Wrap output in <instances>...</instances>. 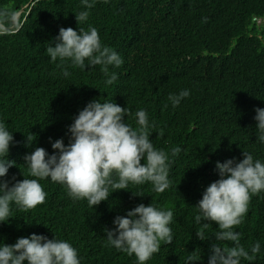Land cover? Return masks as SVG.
<instances>
[{"label": "trees", "instance_id": "16d2710c", "mask_svg": "<svg viewBox=\"0 0 264 264\" xmlns=\"http://www.w3.org/2000/svg\"><path fill=\"white\" fill-rule=\"evenodd\" d=\"M80 10V0H0V12L10 13L0 15V121L14 141L7 154L14 166L5 179L30 178L24 154L33 147L51 154L49 138L67 144L77 112L89 100L107 99L129 109L124 119L133 128L135 111H146L154 147L181 148L169 166V188L157 193L148 182L129 184L91 207L69 198L63 185L40 180L43 203L27 210L11 205L0 242L35 233L69 242L80 264H137L134 255L107 245L103 229L113 227L116 215L151 203L172 208L173 240L161 243L145 264H184L189 253L194 264H207L216 225L195 224L193 206L217 179L214 163L238 161L243 151L264 161L252 119L255 108H264V0H95L85 22L75 21ZM89 25L122 58L119 67L109 66L117 74L111 85L104 84L99 65L81 70L65 61L69 75L62 76L59 61L50 62L45 51L58 28ZM185 88L188 97L173 108L168 94ZM234 230L246 249L254 241L261 245L254 259L240 264H264V192L250 196ZM198 231L209 238L197 239Z\"/></svg>", "mask_w": 264, "mask_h": 264}, {"label": "clouds", "instance_id": "9594fccd", "mask_svg": "<svg viewBox=\"0 0 264 264\" xmlns=\"http://www.w3.org/2000/svg\"><path fill=\"white\" fill-rule=\"evenodd\" d=\"M94 3L95 0H80L83 10L74 15L75 21L85 22ZM0 15L10 13L3 11ZM253 19L257 23L261 21ZM45 51L50 62L59 61L57 67L61 68L64 77L69 75L62 67L65 61L81 70L86 65H99L105 76V85H111L117 79V74L110 72L109 66L117 68L123 62L119 53L101 43L97 29L91 25L86 30L58 28ZM224 52L229 54L228 47ZM188 95L189 90L185 88L169 93L167 99L174 108ZM253 111L255 139L264 144V108ZM128 113L127 107L122 108L112 100H89L67 126V144L60 138L54 141L49 138L51 154L42 147H33L24 154L23 164L30 178L19 180L15 176L5 179L8 169L14 166V162L7 159L14 141L13 132L0 121V223L10 217L11 205L27 210L43 203L46 194L39 181L44 179L63 185L69 198L84 199L91 207L106 201L113 191L126 189L129 184L148 182L157 193L169 188V166L181 148L174 146L166 152L154 147L149 139L154 125L146 111L143 108L135 111V128L125 123ZM32 137L28 134L27 147L31 145L28 142ZM240 155L242 158L238 161L233 157L214 163L217 179L203 189L193 206L195 224L204 228L211 222L216 225L211 234L215 242L210 244L207 264H240L242 259H254L261 250L259 241H254L247 249L242 246L239 243L241 234L234 227L243 222L250 196L264 192V161L254 158L248 151ZM172 222L171 207L140 203L124 215H116L111 221L113 227L103 229L104 237L107 245L134 255L137 264H145L153 253L159 251L161 243L172 242L169 227ZM195 236L201 241L209 238L202 231L196 232ZM221 241L231 242V245L221 247L218 243ZM22 262L80 264V259L76 249L66 240L49 239L41 234L18 237L12 244L0 242V264ZM184 264H194L191 253L185 256Z\"/></svg>", "mask_w": 264, "mask_h": 264}]
</instances>
